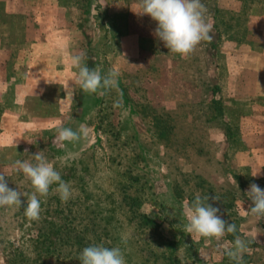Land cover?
I'll return each mask as SVG.
<instances>
[{
  "label": "rangeland",
  "instance_id": "374dc122",
  "mask_svg": "<svg viewBox=\"0 0 264 264\" xmlns=\"http://www.w3.org/2000/svg\"><path fill=\"white\" fill-rule=\"evenodd\" d=\"M202 2L213 39L181 56L139 0H0V173L33 192L12 164L43 151L72 190L64 202L53 184L38 220L0 207V264H80L91 244L119 246L126 264H235L233 234L186 232L197 194L236 225L243 264H264L245 195L264 189V0ZM81 53L119 72L118 91L81 90L69 65ZM58 125L87 135L61 144Z\"/></svg>",
  "mask_w": 264,
  "mask_h": 264
},
{
  "label": "clouds",
  "instance_id": "9594fccd",
  "mask_svg": "<svg viewBox=\"0 0 264 264\" xmlns=\"http://www.w3.org/2000/svg\"><path fill=\"white\" fill-rule=\"evenodd\" d=\"M138 8L140 10L138 14L148 15L156 22L155 36L172 53L188 56L202 41L211 42L213 39L211 34L213 25L206 18L207 10L202 0H139ZM85 59L84 53L69 56V65L77 70L76 83L83 92L106 95L111 90L118 91V71L109 70L102 75L101 70L90 69L83 63ZM66 87L69 86L66 85ZM113 107L122 108V98L117 99ZM86 135L84 125H81L78 130L63 125L57 126V139L61 144L78 142L82 136ZM31 157L32 160L14 161L12 168L23 173L34 191L22 193L16 188L9 187L7 178L0 173V207L23 208L24 214L29 219L38 220L41 212L40 197H47L53 184L57 185L54 192L64 202L71 197L72 190L70 182L62 179L60 172L43 151H37ZM259 174L260 168L251 173L253 177ZM245 195L251 201V206L246 213L254 217L257 222L264 219V189L257 184H250ZM24 197H27L26 201ZM210 199L218 200L215 196L197 194L185 207L186 232L217 240L226 234H233L235 240L225 249V254L235 264H243V254L248 251L247 242L235 235L236 225L223 219L219 214L220 209L208 203ZM78 259L80 264H126L124 253L119 246L109 248L103 244H91L84 247Z\"/></svg>",
  "mask_w": 264,
  "mask_h": 264
}]
</instances>
